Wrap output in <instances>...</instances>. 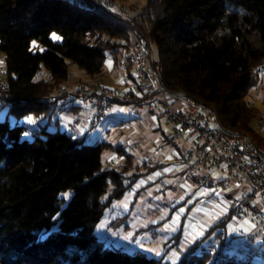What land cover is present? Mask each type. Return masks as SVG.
<instances>
[{
	"label": "trees",
	"instance_id": "obj_1",
	"mask_svg": "<svg viewBox=\"0 0 264 264\" xmlns=\"http://www.w3.org/2000/svg\"><path fill=\"white\" fill-rule=\"evenodd\" d=\"M109 1L113 6L94 11L80 0H0L6 109L16 117L14 123L0 120V264H171L141 251L110 248L95 234L104 209L128 186L126 171L134 161L122 145L48 130L40 120L31 127L19 121L29 113L52 117L66 95L52 102L43 97L66 88L69 63L91 77L103 74L107 52L117 64L130 44L126 25L155 43L152 66L166 88L211 107L224 128L250 135L264 151V133L253 124L255 119L261 124V115L246 99L264 68V0H146L129 16L117 0ZM42 66L47 79L37 77ZM108 147L123 155L121 169H104ZM229 220L219 217L172 264H255L253 255L264 256V248L246 243L252 235H236L241 242L232 253L229 247L210 254L226 240Z\"/></svg>",
	"mask_w": 264,
	"mask_h": 264
},
{
	"label": "rangeland",
	"instance_id": "obj_2",
	"mask_svg": "<svg viewBox=\"0 0 264 264\" xmlns=\"http://www.w3.org/2000/svg\"><path fill=\"white\" fill-rule=\"evenodd\" d=\"M145 1L117 0L114 3L117 7L122 5L124 16H129L136 13ZM54 33L59 36L56 32H52L50 36L52 37ZM149 44L152 59H157L155 43L149 42ZM110 59L111 55L107 52L105 69L99 77H91L76 63H69L68 76L63 82L66 88L61 86L52 94L57 95L64 90L72 92L79 83L99 82L109 87H115L113 79L117 81L124 79L128 70L117 65H112L113 69L109 70ZM3 60V53L0 51V64L3 63ZM129 71L134 73V66H131ZM37 77L47 79L50 77V73L42 66ZM246 99L259 111L262 122L259 124V120L255 119L253 124L264 133V69H261L256 83L248 90ZM91 114L93 111L88 105L83 104L77 97L67 95L65 99H58L57 109L52 113L51 118L29 113L19 121L27 123L31 127L37 125L40 120V124L46 126L48 130L59 128V130H66L75 135H87L88 139H98L114 147L122 145L125 152L132 155L134 161L132 167L128 165V168H131L126 171L125 183L128 186L119 198L113 199L110 205L104 209L102 216L95 224V234L110 248L120 247L129 253L141 251L149 257L162 258L163 261H169L171 264L177 262L185 249L183 242L188 238L186 236H191L194 240L200 239L206 228L212 226L219 217L224 216L221 208L216 206L217 197L215 195L210 197L211 195L206 193L207 188L204 185L188 176L187 167L189 164H180L181 160L177 155H173V148L165 144L167 137L172 136L170 123L163 118H156L148 111L146 104L135 108L132 103H126L122 105L119 114L115 113L95 126H90L86 122V118ZM56 118L59 119L58 124L55 123ZM4 119L14 123L16 117L8 113L6 107H3L0 108V120ZM24 136L31 138L32 134L30 131H26ZM175 143L180 149L187 147L184 139L177 138ZM166 155L170 159H166ZM113 156L118 157L115 167L121 169L123 163L125 164L123 155L110 147L102 154L103 165L106 166L108 160ZM146 157L152 158V162H147ZM166 161L169 163L167 164ZM192 161L193 159H191ZM150 167L155 168L151 169ZM218 177L212 175L214 181H217ZM244 190L243 187L227 184L219 194L222 195L221 199L225 205H228L239 199ZM64 195L68 200L71 192L66 191ZM182 210L186 212H182ZM198 224H201L203 228H199L200 233H196ZM189 230H192L191 233ZM235 231H242L246 235L253 236L252 239L246 241L248 245L259 246L262 242L261 236L257 235L250 225L249 214H244L237 221L229 220L227 222L225 227L227 236L236 235ZM178 233L182 234L180 241L174 243L175 235ZM240 242L239 237H235L233 246L228 249V252L232 253L237 250V244ZM252 260L255 264H264V256L253 255Z\"/></svg>",
	"mask_w": 264,
	"mask_h": 264
},
{
	"label": "built area",
	"instance_id": "obj_3",
	"mask_svg": "<svg viewBox=\"0 0 264 264\" xmlns=\"http://www.w3.org/2000/svg\"><path fill=\"white\" fill-rule=\"evenodd\" d=\"M80 1L94 11L113 6L109 0ZM124 28L130 36V44L123 48L119 62L114 64L111 60V65L125 68L128 72L120 81L113 79L115 87L101 83H79L72 92L62 91L57 95L49 93L43 99L52 102L56 96L64 94L77 97L93 111L86 118L90 126L105 121L115 113L119 114L126 103H132L135 108L146 104L148 111L156 118H163L170 123L172 136L168 137L165 144L173 148V155L181 160L180 164H189L188 172L201 181H211L206 193L221 198L219 193L227 184L245 189L239 199L226 205L224 214L233 221L249 214L250 225L261 236L260 246L264 248V151L256 146L250 135L224 128L211 107L184 92L166 88L153 69L148 38L135 26L126 25ZM131 66H134V73L129 71ZM260 69L264 68L260 66ZM5 77L6 68L2 63L0 108L10 107ZM177 138L184 139L187 147L180 149L175 143ZM146 160L152 162L150 157H146ZM117 162L118 157H111L104 169L115 167ZM212 175L219 176L217 181ZM249 188L250 191L247 190ZM235 232L236 235H245L242 231ZM236 235L227 236L222 245L210 250V254L216 257L227 250Z\"/></svg>",
	"mask_w": 264,
	"mask_h": 264
},
{
	"label": "crops",
	"instance_id": "obj_4",
	"mask_svg": "<svg viewBox=\"0 0 264 264\" xmlns=\"http://www.w3.org/2000/svg\"><path fill=\"white\" fill-rule=\"evenodd\" d=\"M111 60H112V59L109 60V62H110V63H109V70H112V69H113V66L111 65ZM109 117H111V116H109ZM165 157H166V159H170L168 155H166ZM168 161H169V160H168ZM168 161H166L167 164L169 163ZM166 170H167V169H166ZM209 196H210V194H209ZM210 197H213V196L211 195ZM221 198H222V197H221ZM221 198H217V200H216V206H217L219 209L221 208L222 212H224L227 206L225 205L224 201H222ZM184 210H185V209H184ZM177 211H178V210H177ZM182 212H186V211H183V210H182ZM181 214H183V213H181ZM216 214H217V212H216ZM175 220H176V219H175ZM176 221H177V220H176ZM173 222H174L176 225H178L177 222H175V221H173ZM195 226H196V225H195ZM197 227H198V229L195 227V228L197 229L196 233H200V231H201L200 229H203L202 226H201V224H198ZM200 227H201V228H200ZM199 228H200V229H199ZM189 231H190V233H191L192 230H189ZM186 237H188V238L185 239L184 242H183V244H184L185 246H186L189 242H192V241L194 240V238L191 237V236H186ZM195 238H196V236H195Z\"/></svg>",
	"mask_w": 264,
	"mask_h": 264
},
{
	"label": "snow or ice",
	"instance_id": "obj_5",
	"mask_svg": "<svg viewBox=\"0 0 264 264\" xmlns=\"http://www.w3.org/2000/svg\"><path fill=\"white\" fill-rule=\"evenodd\" d=\"M52 38L53 39H60V37L59 36H57L55 33L53 34V36H52ZM33 47H37V45H36V42L35 41H33ZM65 195H67V194H65Z\"/></svg>",
	"mask_w": 264,
	"mask_h": 264
},
{
	"label": "clouds",
	"instance_id": "obj_6",
	"mask_svg": "<svg viewBox=\"0 0 264 264\" xmlns=\"http://www.w3.org/2000/svg\"><path fill=\"white\" fill-rule=\"evenodd\" d=\"M107 120V119H106Z\"/></svg>",
	"mask_w": 264,
	"mask_h": 264
}]
</instances>
